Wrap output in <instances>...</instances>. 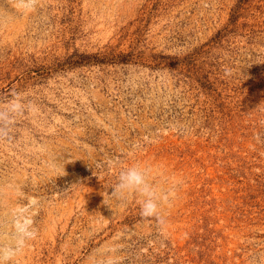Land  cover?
Returning <instances> with one entry per match:
<instances>
[{"label": "rangeland", "instance_id": "374dc122", "mask_svg": "<svg viewBox=\"0 0 264 264\" xmlns=\"http://www.w3.org/2000/svg\"><path fill=\"white\" fill-rule=\"evenodd\" d=\"M12 108L0 240L37 230L15 264H264V0H0ZM134 163L176 191L163 222L109 194Z\"/></svg>", "mask_w": 264, "mask_h": 264}, {"label": "clouds", "instance_id": "9594fccd", "mask_svg": "<svg viewBox=\"0 0 264 264\" xmlns=\"http://www.w3.org/2000/svg\"><path fill=\"white\" fill-rule=\"evenodd\" d=\"M35 2L36 0H26L30 7H34ZM14 111L15 108L0 110V140L10 136L11 116ZM150 175L146 165L134 163L119 172L116 182L109 186L112 189L109 194L120 201L126 200L130 194L142 197L140 215L163 222L162 209L175 198L176 191L158 189L150 182ZM12 225L10 238L7 241L0 240V264H15L16 257L24 250L27 243L37 236V230L30 220H21L17 216L13 219ZM117 251V246H110L105 253H101L100 259L94 260L93 264H120L119 257L112 255Z\"/></svg>", "mask_w": 264, "mask_h": 264}]
</instances>
